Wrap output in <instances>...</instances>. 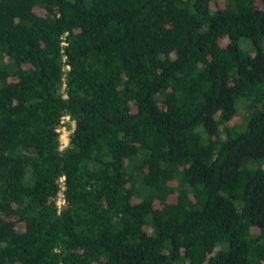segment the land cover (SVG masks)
I'll use <instances>...</instances> for the list:
<instances>
[{"label":"trees","instance_id":"16d2710c","mask_svg":"<svg viewBox=\"0 0 264 264\" xmlns=\"http://www.w3.org/2000/svg\"><path fill=\"white\" fill-rule=\"evenodd\" d=\"M0 264H264V0H0Z\"/></svg>","mask_w":264,"mask_h":264},{"label":"rangeland","instance_id":"374dc122","mask_svg":"<svg viewBox=\"0 0 264 264\" xmlns=\"http://www.w3.org/2000/svg\"><path fill=\"white\" fill-rule=\"evenodd\" d=\"M240 47L245 52H251V50L253 48L251 42L247 39H242L240 41ZM238 119L239 118H236L235 120H238ZM71 124L73 126V122ZM69 132H70V129L65 128V127L61 128L60 138H61V142H62L63 146H65L67 144Z\"/></svg>","mask_w":264,"mask_h":264},{"label":"built area","instance_id":"2783aa9c","mask_svg":"<svg viewBox=\"0 0 264 264\" xmlns=\"http://www.w3.org/2000/svg\"><path fill=\"white\" fill-rule=\"evenodd\" d=\"M60 132H61V129H60ZM60 140H61V138H60ZM61 147H63V144H62V142H61ZM60 196H61V194H60ZM62 203V200L61 199H59L58 200V204H61Z\"/></svg>","mask_w":264,"mask_h":264}]
</instances>
